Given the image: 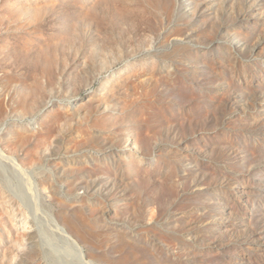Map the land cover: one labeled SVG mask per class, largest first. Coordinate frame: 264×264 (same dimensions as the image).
<instances>
[{
    "label": "rangeland",
    "instance_id": "1",
    "mask_svg": "<svg viewBox=\"0 0 264 264\" xmlns=\"http://www.w3.org/2000/svg\"><path fill=\"white\" fill-rule=\"evenodd\" d=\"M0 264H264V0H0Z\"/></svg>",
    "mask_w": 264,
    "mask_h": 264
},
{
    "label": "bare ground",
    "instance_id": "2",
    "mask_svg": "<svg viewBox=\"0 0 264 264\" xmlns=\"http://www.w3.org/2000/svg\"><path fill=\"white\" fill-rule=\"evenodd\" d=\"M31 192H32V191H31ZM41 218H42V217H41ZM69 242H70V241H69ZM71 242H72V241H71ZM74 246H75V245H74ZM74 246H73V248H74ZM76 246H77V245H76ZM76 246H75V247H76ZM78 250H79V249H78ZM75 251H76V250H75ZM77 252H79V251H77Z\"/></svg>",
    "mask_w": 264,
    "mask_h": 264
}]
</instances>
